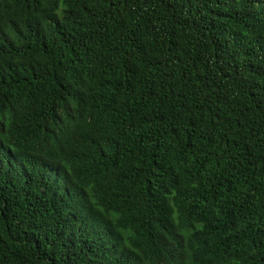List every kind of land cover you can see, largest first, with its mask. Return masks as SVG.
<instances>
[{"label": "trees", "instance_id": "obj_1", "mask_svg": "<svg viewBox=\"0 0 264 264\" xmlns=\"http://www.w3.org/2000/svg\"><path fill=\"white\" fill-rule=\"evenodd\" d=\"M0 264H264V0H0Z\"/></svg>", "mask_w": 264, "mask_h": 264}]
</instances>
